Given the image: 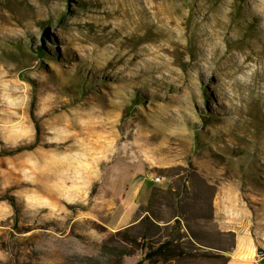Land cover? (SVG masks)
<instances>
[{"label": "rangeland", "instance_id": "rangeland-1", "mask_svg": "<svg viewBox=\"0 0 264 264\" xmlns=\"http://www.w3.org/2000/svg\"><path fill=\"white\" fill-rule=\"evenodd\" d=\"M33 144L0 157V264H227L234 198L264 249V0H0V151Z\"/></svg>", "mask_w": 264, "mask_h": 264}, {"label": "crops", "instance_id": "crops-1", "mask_svg": "<svg viewBox=\"0 0 264 264\" xmlns=\"http://www.w3.org/2000/svg\"><path fill=\"white\" fill-rule=\"evenodd\" d=\"M213 208L216 214H214L215 218L218 215L221 218L219 223L222 225L223 230L234 236L233 247L226 254L227 264H264V253H259L260 251L264 252V249L258 244V240L254 236L248 209L238 202L237 198L221 201L220 205H215ZM222 213H230V218H226ZM236 213L237 217L235 219L234 215L236 216ZM242 214L243 217H241Z\"/></svg>", "mask_w": 264, "mask_h": 264}, {"label": "trees", "instance_id": "trees-1", "mask_svg": "<svg viewBox=\"0 0 264 264\" xmlns=\"http://www.w3.org/2000/svg\"><path fill=\"white\" fill-rule=\"evenodd\" d=\"M22 51V50H21ZM36 55L40 56V57H47V52L43 49V47H38L36 50ZM18 62H21V60H18ZM35 100L36 97H33V102H32V111H31V115L34 118V120L36 119L33 113V109L35 107ZM131 110L127 109L125 115H127V113H130ZM36 125V132H37V137L39 138V134H40V126L38 124V122H35ZM37 144H33L31 146H18L16 148H11L8 150H2L0 151V157H8V156H14L17 155L23 151H31L36 147ZM3 200L7 201L10 206L13 209V216L11 218V228L14 232L18 233V234H23L26 232H22V230L19 227V223H20V218H21V213H20V209L16 203V199L15 197H13L10 194H5L2 198ZM73 208L74 207H70ZM83 211H86L85 208H83ZM141 242H138L137 239H129V243L130 245H132L134 248H140L144 251V258L138 263H143L145 261H158L161 263H167L170 262L176 258H182L186 255V253L184 252V250H182L178 245H176L173 241L171 240H167L161 244H159L156 247L151 246L150 244H145V242H143V239H141ZM133 255V254H131ZM207 256V255H205ZM210 257V256H208Z\"/></svg>", "mask_w": 264, "mask_h": 264}, {"label": "built area", "instance_id": "built-area-1", "mask_svg": "<svg viewBox=\"0 0 264 264\" xmlns=\"http://www.w3.org/2000/svg\"><path fill=\"white\" fill-rule=\"evenodd\" d=\"M154 182H156V183H161L162 181H163V179L162 178H159V177H154L153 179H152Z\"/></svg>", "mask_w": 264, "mask_h": 264}, {"label": "water", "instance_id": "water-1", "mask_svg": "<svg viewBox=\"0 0 264 264\" xmlns=\"http://www.w3.org/2000/svg\"><path fill=\"white\" fill-rule=\"evenodd\" d=\"M259 253H260V254H263L264 252H263V251H260Z\"/></svg>", "mask_w": 264, "mask_h": 264}]
</instances>
